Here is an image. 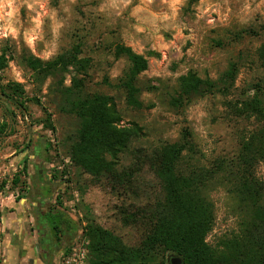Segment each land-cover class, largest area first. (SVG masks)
Returning a JSON list of instances; mask_svg holds the SVG:
<instances>
[{"label": "rangeland", "instance_id": "1", "mask_svg": "<svg viewBox=\"0 0 264 264\" xmlns=\"http://www.w3.org/2000/svg\"><path fill=\"white\" fill-rule=\"evenodd\" d=\"M27 3L36 5L34 10L25 6V0H14L18 6V16L13 17L18 20L13 25L18 32L15 39L4 35L7 9L0 11V56L6 60L0 70V264H35V213L27 205V200L34 201L29 160L50 177L49 204L64 215L63 219L50 216L48 220L60 231L66 229L60 222L67 221L71 227L66 229L69 233L55 239L59 249L50 264H89L83 238L87 222L112 232L127 246H137L145 228L140 224L125 226L121 209L147 208L160 197V186L143 165L124 190L110 181L97 182L73 166L68 149L76 140L80 123L68 105L76 97L94 94L112 98L121 124H136L142 131L132 141L131 150L149 151L186 138L201 165L233 159L243 137L264 128V116L246 112L253 99L264 103V58L260 55L264 48V0H198L193 5L188 0ZM37 13L42 24L30 48L23 33L32 27L29 18ZM116 44L148 61V69L136 82L141 109L126 105L120 84L128 62L114 56ZM74 48L78 59L85 62L82 71L68 68L43 74L31 67L33 60L49 62ZM45 51L50 53L47 59L43 58ZM231 65L235 66V78L224 89L221 79ZM189 73L216 83V90L182 109L173 108L170 102L179 79ZM72 79L79 81L78 91L73 89ZM137 167L128 153L121 157L118 171ZM254 174L264 184V163L255 166ZM208 196L214 222L206 242L214 247L238 233L244 215L225 187L213 185ZM55 234L52 230L48 239ZM168 257L166 254V264Z\"/></svg>", "mask_w": 264, "mask_h": 264}, {"label": "trees", "instance_id": "2", "mask_svg": "<svg viewBox=\"0 0 264 264\" xmlns=\"http://www.w3.org/2000/svg\"><path fill=\"white\" fill-rule=\"evenodd\" d=\"M197 1L188 0V4ZM78 54L74 48L49 62L33 60L31 67L43 74L68 68L82 71L85 62L78 59ZM260 55L264 58V48ZM114 56L128 62L120 84L126 105L141 109L136 82L148 69L147 59L122 44L115 45ZM5 64V58L0 56V70ZM234 78L235 66L231 65L221 79L224 89L233 84ZM72 82L73 89L78 91L79 81L72 79ZM216 86L189 73L179 79L178 91L170 105L182 109L215 91ZM246 110L248 116H264V103L253 99ZM68 111L80 123L76 140L68 149V159L73 166L97 182L110 181L124 190L143 165L160 186V197L147 208H134L131 212L121 209L125 226L140 224L145 228L137 246H127L112 232L87 222L83 238L87 242L89 264H166V254H169L168 264L170 259H177L180 264H264V184L254 174L255 166L264 163V128L243 137L236 157L217 159L206 167L194 158L196 150L186 138L181 143H166L149 151L131 150L132 141L139 138L142 131L136 124H121V116L108 96L76 97L68 105ZM128 153L138 167L119 172L120 159ZM213 185L225 187L240 204L244 215L238 233L214 247L206 242L214 222V207L208 196ZM60 223L61 227L71 229L67 221ZM52 229L55 235L61 233L54 224Z\"/></svg>", "mask_w": 264, "mask_h": 264}, {"label": "crops", "instance_id": "3", "mask_svg": "<svg viewBox=\"0 0 264 264\" xmlns=\"http://www.w3.org/2000/svg\"><path fill=\"white\" fill-rule=\"evenodd\" d=\"M25 160V157L23 158ZM31 166H32V174L29 175L30 177V186L33 192V200L34 201H30L27 200L28 203L27 205L30 207V209L34 210L35 213V228L33 227L32 233H33V237L37 238V247H36V254L34 257V263L35 264H50L51 259L55 257L56 251H58L59 246L57 245V250H51V256L52 258L47 260V255L44 252V250H40L39 245L41 244V248L42 246V242L44 239H48V237H50V233H51V229H52V224L51 222H49L44 215H46V213L50 210V209H54L55 213L56 211H60L59 209L52 207L49 204V200L51 198V192H48L50 190L49 187V182H50V177L46 175V173L44 171H42L41 169H39L38 167V163L36 164V166H34L33 161L29 160ZM36 162V161H35ZM38 162V161H37ZM43 189L47 190V193L44 194L42 191ZM61 212V211H60ZM65 232H68L66 230H64V235L65 236ZM69 233V232H68ZM57 236V235H55ZM61 236V237H63ZM55 240V237L53 238ZM57 240V239H56ZM56 242V241H55ZM38 248V249H37Z\"/></svg>", "mask_w": 264, "mask_h": 264}, {"label": "clouds", "instance_id": "4", "mask_svg": "<svg viewBox=\"0 0 264 264\" xmlns=\"http://www.w3.org/2000/svg\"><path fill=\"white\" fill-rule=\"evenodd\" d=\"M25 6L30 10H34V8L36 7V5L32 3H27V0H25ZM39 6L41 8L44 7L43 5H39ZM111 6L113 8H116L117 4L113 3ZM4 9H7V11L4 12V16L7 18L4 35L7 36L11 34L13 38L15 39L18 32H17V27H14L13 25L14 23H18V20L14 21L13 17L18 16V6H14V0H3V2L0 3V11H3ZM247 9H248V6L246 5L245 10ZM45 15H48V14L45 13ZM54 16H55V13H52V17ZM29 19L31 20L32 27L25 30V32L23 33V36H24V40L26 41V43L29 45L30 48H32L33 40L36 39L37 32L41 28V24H42L41 14L37 13L35 18L30 17ZM53 31H55V29H53ZM49 55L50 53L45 51L43 53V58L47 59ZM18 77H19V74H17V78Z\"/></svg>", "mask_w": 264, "mask_h": 264}, {"label": "flooded vegetation", "instance_id": "5", "mask_svg": "<svg viewBox=\"0 0 264 264\" xmlns=\"http://www.w3.org/2000/svg\"><path fill=\"white\" fill-rule=\"evenodd\" d=\"M48 192H51V190H49ZM54 212V209L52 210V209H50L47 213H46V215H44V217L48 220V218L50 217V216H60V217H62V219H63V213L62 212H60V211H56L55 213H53ZM49 222H50V220H48ZM53 229H51V231H52ZM64 235V230H62L61 231V233L60 234H57V236H55V239L57 238V237H59V238H62V237H60V236H63ZM42 248H41V244L39 245V247H40V250H44V252L46 253V255H47V260L46 261H48L49 259H51L52 258V256H51V250H57V245H56V242H55V240L52 238V239H44L43 240V242H42Z\"/></svg>", "mask_w": 264, "mask_h": 264}, {"label": "water", "instance_id": "6", "mask_svg": "<svg viewBox=\"0 0 264 264\" xmlns=\"http://www.w3.org/2000/svg\"><path fill=\"white\" fill-rule=\"evenodd\" d=\"M181 262L177 259H170V264H180Z\"/></svg>", "mask_w": 264, "mask_h": 264}, {"label": "built area", "instance_id": "7", "mask_svg": "<svg viewBox=\"0 0 264 264\" xmlns=\"http://www.w3.org/2000/svg\"><path fill=\"white\" fill-rule=\"evenodd\" d=\"M84 255H85V253H82V256H81L79 263H81V260L84 258Z\"/></svg>", "mask_w": 264, "mask_h": 264}]
</instances>
